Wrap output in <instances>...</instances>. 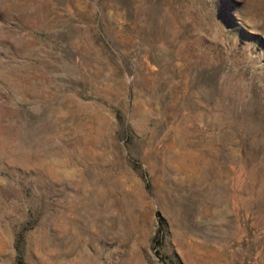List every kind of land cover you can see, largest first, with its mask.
I'll return each mask as SVG.
<instances>
[{
	"label": "rangeland",
	"instance_id": "obj_1",
	"mask_svg": "<svg viewBox=\"0 0 264 264\" xmlns=\"http://www.w3.org/2000/svg\"><path fill=\"white\" fill-rule=\"evenodd\" d=\"M0 264H264V0H0Z\"/></svg>",
	"mask_w": 264,
	"mask_h": 264
}]
</instances>
